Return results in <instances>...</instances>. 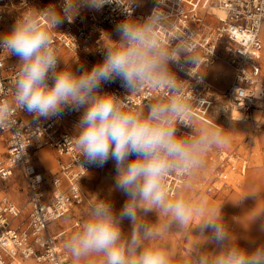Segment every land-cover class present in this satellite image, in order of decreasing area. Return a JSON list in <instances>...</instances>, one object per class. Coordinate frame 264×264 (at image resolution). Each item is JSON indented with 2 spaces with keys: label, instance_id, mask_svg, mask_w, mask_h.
<instances>
[{
  "label": "clouds",
  "instance_id": "1",
  "mask_svg": "<svg viewBox=\"0 0 264 264\" xmlns=\"http://www.w3.org/2000/svg\"><path fill=\"white\" fill-rule=\"evenodd\" d=\"M113 2L124 7L119 0L30 6L0 34V52L16 57L19 67L15 108L33 124L60 117L65 110H82L70 137L79 158L99 166L114 161L113 190L127 197L116 210L110 199L97 195L82 228L65 242L67 253L75 264H85L91 257L101 258L102 264H172L175 251L156 241L179 231L203 238V246L195 245L194 264H264V244L241 246L224 222L221 207L210 208L203 200L193 203L183 192L169 197L168 177H194L204 156L226 143V135L221 125L195 127L186 119L190 105L185 102L184 81L173 66H180L182 59L192 65L199 60L188 40L179 35L161 38V30L172 27L163 0H156L150 14L140 19L132 18V4L131 11L124 7L126 18L115 28L118 39L108 37L111 43L103 48V59L91 69L83 65L73 69L60 59L52 33L64 20L71 21L82 7L99 10ZM117 79L124 95L102 91L103 84ZM146 86L162 90L161 99L147 105L146 111L130 110L124 100ZM12 110L0 105V127L11 123L7 117ZM181 127L189 129L187 135ZM248 196L257 198V193L249 192L239 202ZM152 216L163 222L151 221ZM261 216L264 211L253 220ZM125 220L131 225L127 232ZM208 244L214 250H207Z\"/></svg>",
  "mask_w": 264,
  "mask_h": 264
},
{
  "label": "built area",
  "instance_id": "2",
  "mask_svg": "<svg viewBox=\"0 0 264 264\" xmlns=\"http://www.w3.org/2000/svg\"><path fill=\"white\" fill-rule=\"evenodd\" d=\"M132 18L150 14L156 0H119ZM63 0H0V34L6 32L8 18H16L34 6L59 7ZM172 27L161 30V38L179 35L193 46L199 62L181 61L173 70L184 81L185 102L190 105L186 119L199 127V117L215 115L243 123H253L255 130L264 126V0H163ZM124 7L116 2L101 9L80 8L75 17L65 19L52 33L54 47L68 66L91 69L103 59V48L115 40L116 25L126 18ZM221 11L219 15L216 11ZM220 60L228 67L231 79L221 90L209 77ZM63 67V64H61ZM189 69L191 74L189 75ZM19 67L16 57L0 52V105L13 110L11 123L0 127V179L14 175L25 179L28 199L25 204L7 193L0 196V264H73L60 241L63 232L55 233L51 225L82 206L87 195L83 181L103 166L87 164L72 137L80 112L65 110L62 116L31 123V117L14 106L15 80ZM102 91L122 96L126 90L120 80L102 85ZM162 90L146 86L127 96L124 102L133 111H146L158 102ZM122 99H124L122 97ZM185 135L189 129L181 127ZM55 150L57 170L44 166L39 151ZM245 168H246V163ZM243 164V165H244ZM83 165V167L81 166ZM241 168V167H240ZM50 173V174H49ZM221 179L228 177L220 175ZM188 177L170 176L166 181L169 196L177 194ZM25 220L13 226L16 218Z\"/></svg>",
  "mask_w": 264,
  "mask_h": 264
},
{
  "label": "rangeland",
  "instance_id": "3",
  "mask_svg": "<svg viewBox=\"0 0 264 264\" xmlns=\"http://www.w3.org/2000/svg\"><path fill=\"white\" fill-rule=\"evenodd\" d=\"M14 23V17L8 18L5 23L6 31ZM262 36L264 39L263 34ZM222 63L225 64L223 60ZM262 64L264 74V54ZM223 65L217 64L208 73L221 90L228 86L231 79L230 71L225 68L226 64ZM220 72H223V75ZM220 116L217 114L199 117V127L223 126L226 143L222 147L214 148L204 156L203 166L194 177L188 178L178 192H183L193 203L203 200L210 208L219 210L221 207L223 220L238 238V243L243 247L251 248L264 244V216L253 220L257 214L264 211V126L255 130L253 123L234 120H230L228 123ZM46 150L55 154V150L44 148L39 151L40 159L43 155L42 151ZM244 162L246 168L242 172L245 167ZM48 167L55 172L57 162L54 165H48ZM115 174V164L112 160L104 164L100 170L90 174L83 181V188L87 195L86 202L51 225V229L55 233L64 231L60 236V241L65 251V242L74 232L82 228L87 219L88 209L96 202L97 195L110 199L116 210H119L125 203L127 197L121 191L113 190ZM220 175L228 178L221 179ZM237 177L242 178L241 183L238 182ZM249 192L257 193V198L248 196L239 202ZM4 193H7L15 201L25 204L28 199L25 179L20 175H14L7 180L0 179V196ZM176 195L169 197L175 198ZM24 220V215L19 216L15 219L13 226L20 225ZM150 220L156 223L163 222V218L155 216L150 217ZM199 220L200 217H196L195 223H198ZM130 227V222L125 220L123 229L127 232ZM156 243L162 246L167 245L175 251L176 255L172 264H194L195 245L200 243L203 246V238L194 232L185 234L173 231L165 233L162 239ZM205 247L212 251L215 246L208 244ZM69 258L75 264L70 255ZM31 262L35 264L32 260ZM85 264H102V260L99 257H91Z\"/></svg>",
  "mask_w": 264,
  "mask_h": 264
},
{
  "label": "bare ground",
  "instance_id": "4",
  "mask_svg": "<svg viewBox=\"0 0 264 264\" xmlns=\"http://www.w3.org/2000/svg\"><path fill=\"white\" fill-rule=\"evenodd\" d=\"M219 15H221L222 13H221V11H216ZM3 33H5V32H3ZM262 34L264 35V28H263V32H262ZM219 65V66H221V65H223V63H222V60H220V61H218V63H216V65ZM215 65V66H216ZM225 65V64H224ZM223 65V66H224ZM214 66V67H215ZM225 68L229 71V69H228V67L225 65ZM220 74L221 75H223V72H220ZM216 84V83H215ZM219 116L221 115V113L220 112H218L217 113ZM217 114H215V115H217ZM220 118L222 119V120H224L225 122H230V120L231 119H227V118H224V116L223 115H221L220 116ZM231 121H233V120H231ZM45 148H49V147H45ZM44 149V148H43ZM43 153V155H42V157H41V160L43 161V163H44V165L46 166V167H48V165H54L56 162H57V157H56V155L54 154V153H52L51 151H49V150H46V151H42ZM49 154V155H48ZM225 154V153H224ZM235 159V158H234ZM236 160V159H235ZM235 165V164H234ZM236 166V165H235ZM48 168H50V167H48ZM245 167H243V170H242V172H244L245 171V169H244ZM237 180H238V182H242V178L240 177H237ZM25 264H33L32 262H31V260H28Z\"/></svg>",
  "mask_w": 264,
  "mask_h": 264
},
{
  "label": "crops",
  "instance_id": "5",
  "mask_svg": "<svg viewBox=\"0 0 264 264\" xmlns=\"http://www.w3.org/2000/svg\"><path fill=\"white\" fill-rule=\"evenodd\" d=\"M263 54H264V51H263ZM50 149V148H49ZM43 162V161H42ZM44 164V163H43ZM45 166V165H44ZM46 167V166H45ZM47 168V167H46Z\"/></svg>",
  "mask_w": 264,
  "mask_h": 264
}]
</instances>
